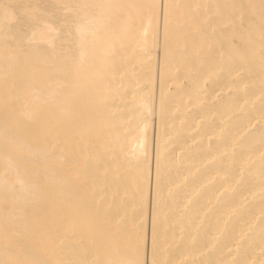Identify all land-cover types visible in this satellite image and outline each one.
Wrapping results in <instances>:
<instances>
[{"label":"bare ground","instance_id":"obj_1","mask_svg":"<svg viewBox=\"0 0 264 264\" xmlns=\"http://www.w3.org/2000/svg\"><path fill=\"white\" fill-rule=\"evenodd\" d=\"M0 264H264V0H0Z\"/></svg>","mask_w":264,"mask_h":264}]
</instances>
